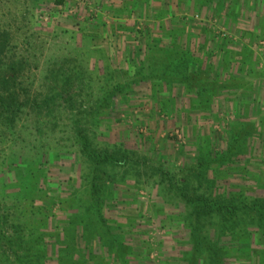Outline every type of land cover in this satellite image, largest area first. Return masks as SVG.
Returning a JSON list of instances; mask_svg holds the SVG:
<instances>
[{"label":"rangeland","instance_id":"rangeland-1","mask_svg":"<svg viewBox=\"0 0 264 264\" xmlns=\"http://www.w3.org/2000/svg\"><path fill=\"white\" fill-rule=\"evenodd\" d=\"M0 48V264L212 263L161 164L264 196V0H0ZM85 140L144 164L97 168ZM236 239L216 264H264Z\"/></svg>","mask_w":264,"mask_h":264},{"label":"trees","instance_id":"trees-1","mask_svg":"<svg viewBox=\"0 0 264 264\" xmlns=\"http://www.w3.org/2000/svg\"><path fill=\"white\" fill-rule=\"evenodd\" d=\"M0 50H4V48H0ZM11 75L2 73L0 77V115L9 113L8 118L12 109L16 108L14 106L16 99L12 96V93L8 94ZM4 94H7V96ZM85 142L82 145L81 153L87 155L88 160L91 161V156L94 157L93 154L95 152L91 151L90 142L88 140H85ZM104 154L105 152L101 155L96 152L94 165L97 168L102 169L109 165L112 167L122 165L123 158L135 164L134 167L144 164L134 160L127 153L120 152L117 156L112 155V153ZM197 161L196 165H186V162L177 171L166 169L161 164L158 165L157 171L161 174L160 186L163 189L166 188L177 199L183 200L186 208H189L185 212V216L182 217L181 222L183 226L187 224L191 228V239H197L194 245L197 255L201 254V249L206 250L208 246L211 253L210 261L213 260L210 264H216V260L222 255H219L218 251L230 250V244L238 243L236 239L238 234L250 236L255 232L264 236V196L255 197L247 204L242 200L236 201L230 191L220 194L217 188L218 177H216L215 171L211 173L212 177H208L204 173L206 172L204 165H207L205 159H198ZM94 186L97 187L96 185ZM98 190L99 188H96L95 193ZM261 191L264 192V190ZM90 210L91 208L88 209V211ZM1 223H5L4 226L7 225V217H2ZM4 232L0 236V251L2 250L3 252H5V245L13 244V237L10 235L6 236ZM208 234H213L214 243L210 239H205ZM215 249L218 251H215ZM227 253L225 252V254Z\"/></svg>","mask_w":264,"mask_h":264}]
</instances>
